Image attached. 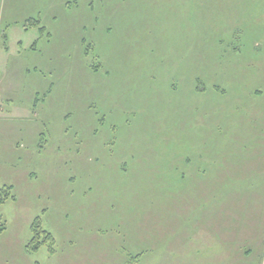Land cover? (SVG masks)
<instances>
[{"label":"rangeland","instance_id":"obj_1","mask_svg":"<svg viewBox=\"0 0 264 264\" xmlns=\"http://www.w3.org/2000/svg\"><path fill=\"white\" fill-rule=\"evenodd\" d=\"M254 125L264 0H0V264L231 258L264 221L248 233L256 208L224 204L234 186L201 206L198 178L220 139ZM38 217L54 252L28 249Z\"/></svg>","mask_w":264,"mask_h":264},{"label":"crops","instance_id":"obj_2","mask_svg":"<svg viewBox=\"0 0 264 264\" xmlns=\"http://www.w3.org/2000/svg\"><path fill=\"white\" fill-rule=\"evenodd\" d=\"M253 116L251 115L250 118ZM247 122L251 126V120L248 118ZM227 136H229V140L223 144V140H219L215 149H217V154L215 161L218 166L216 167L214 174H211L212 177L203 176L199 177L198 184L201 186H208L205 193L201 194V206L205 207V202L207 196L212 191L214 194L217 192H224L219 188H211L212 185L218 184L219 186H224L223 190L227 187L234 186L235 193L232 196V199L224 201L225 203H231L232 205L242 204L245 206H254L256 210L253 211H242L243 214H247V222L249 226H252L248 233L253 234V228L256 226V220L251 219L250 216H254L255 214L260 216L264 221V128H258L254 125L250 128L234 130L230 132ZM214 158V156H213ZM219 160V162H218ZM207 172V169H206ZM204 173V169L202 170ZM222 204L221 207L222 212L227 213L226 206ZM230 216H233V213L229 210L228 213ZM225 214V216H227ZM263 216H262V215ZM205 222L203 221L196 225L193 230L189 233L187 238L191 240L193 243V238L197 235H207V230H205ZM224 229V227L222 228ZM221 229V230H222ZM231 231H233L231 227ZM259 231V230H258ZM254 235H246L241 236L240 239L243 243L247 245H242V242L237 241L238 245L232 247L231 250H236L234 253L231 252V258H219V257H201V258H186L184 259L185 264H264V257L257 259V262L254 259L250 258L252 248L262 247L264 249V235L258 233ZM263 232V231H262ZM222 233V231H221ZM253 236L256 239V246H252V238ZM215 237V235H214ZM217 241H203L202 243H198L202 248L204 246L206 248L213 246L218 243ZM248 244H250L248 246ZM178 246V245H176ZM226 249L230 246V244L225 245ZM243 252H241V250ZM239 254H243L239 256ZM254 261V263H252Z\"/></svg>","mask_w":264,"mask_h":264},{"label":"trees","instance_id":"obj_3","mask_svg":"<svg viewBox=\"0 0 264 264\" xmlns=\"http://www.w3.org/2000/svg\"><path fill=\"white\" fill-rule=\"evenodd\" d=\"M34 25H37L36 21H32ZM11 195L10 188L9 187H3L0 188V204L4 203L6 199ZM33 230V237L31 238V241L28 244V249L30 251H38L42 245L49 244V248L52 252H54V236L51 232L44 229L41 224L40 217L36 218L32 225ZM36 264H40L37 262Z\"/></svg>","mask_w":264,"mask_h":264}]
</instances>
